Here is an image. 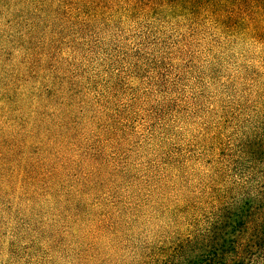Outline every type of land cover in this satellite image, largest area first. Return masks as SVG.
Masks as SVG:
<instances>
[{"label":"trees","instance_id":"obj_1","mask_svg":"<svg viewBox=\"0 0 264 264\" xmlns=\"http://www.w3.org/2000/svg\"><path fill=\"white\" fill-rule=\"evenodd\" d=\"M206 30L264 47V0H0V192L46 199L76 164L66 204L87 243L72 264H264V82L205 129L196 186L150 234L126 244L109 210L83 216L103 179L137 170L130 147L189 109L178 62ZM172 158L138 179H167ZM10 246L12 264L52 262L50 246Z\"/></svg>","mask_w":264,"mask_h":264},{"label":"rangeland","instance_id":"obj_2","mask_svg":"<svg viewBox=\"0 0 264 264\" xmlns=\"http://www.w3.org/2000/svg\"><path fill=\"white\" fill-rule=\"evenodd\" d=\"M173 35L176 37V32ZM190 41V55L178 62L182 79L175 85L190 103L189 109L178 118L171 117L164 130L160 126L149 144L130 147L129 161L137 165V170L125 179H103L88 200L99 203L93 211L88 212L86 207L79 212V204L78 212H88L83 216L93 220L109 210L112 220L121 221L124 235L130 237L126 244L150 234L156 228L155 221L166 216L172 201L194 189L197 179L193 171L203 164L199 154L204 151L205 129L211 131L224 108L233 101L250 99L251 92L264 82V47L258 43L216 37L209 30ZM17 57L14 52L12 60ZM3 124L0 121V127ZM167 154L174 160L167 179H138L146 167L162 163ZM69 167L60 179H49L51 194L46 199L33 202L19 190L0 192V264H12L24 257V252L12 249L11 243L23 247L32 240L43 250L50 246L51 264L76 263V248L85 247L87 241L76 235V222L72 221L76 210L67 209L68 189L76 183V164ZM149 174L156 175L154 171ZM125 221L129 225H124ZM87 223L78 221L77 226L84 231Z\"/></svg>","mask_w":264,"mask_h":264}]
</instances>
